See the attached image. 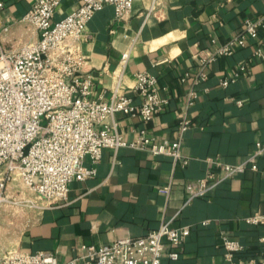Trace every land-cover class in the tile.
<instances>
[{"label": "crops", "instance_id": "1", "mask_svg": "<svg viewBox=\"0 0 264 264\" xmlns=\"http://www.w3.org/2000/svg\"><path fill=\"white\" fill-rule=\"evenodd\" d=\"M3 1L1 19L10 24L3 34L5 46L18 49L37 41V28L21 20L36 0ZM80 3L64 0L55 18L66 16ZM115 15L114 7L106 5L87 26L83 51L88 59L85 71L95 78L94 96L110 99L116 83L113 72L122 55L130 53L122 92L140 104L142 97L134 89L136 74L148 71L159 77V95L168 102L149 123L119 113L118 129L129 139L141 127L159 139H175L187 90L195 86L199 96L190 111L194 123L183 145L189 163L183 166L171 157L129 147L121 148L115 158L113 150L105 149L95 165V176L70 183L67 203L44 210L0 204V254L10 249L51 251L64 263L86 245L98 247L125 235H147L159 227L165 214L174 220V227L191 226V233L179 259L165 257L163 264H232L224 258V235L243 243L241 258H260L264 223L251 224L246 218L264 215V156L258 171L248 169L206 196L185 203L186 185L206 175L208 158L240 163L257 141H264L262 60L254 58L249 78L241 76L228 87L220 85L223 79L235 77L240 64L253 56V43L264 40V25L257 41L249 38L246 47L218 56L207 65L206 79L198 77L200 58L242 31L247 19L264 16V0H134L129 19L116 20ZM215 170L220 175L221 168ZM169 183L172 189L167 196L161 188ZM8 191L21 196L15 183L9 184Z\"/></svg>", "mask_w": 264, "mask_h": 264}, {"label": "built area", "instance_id": "2", "mask_svg": "<svg viewBox=\"0 0 264 264\" xmlns=\"http://www.w3.org/2000/svg\"><path fill=\"white\" fill-rule=\"evenodd\" d=\"M63 1L36 0L21 20L37 28L39 39L18 49H8L3 34L9 32L10 24L1 19L5 3L0 0V204H23L44 210L67 203L70 183L95 176V165L105 149L113 150L115 158L121 148L129 147L148 151L153 156L171 157L174 163L183 166L190 160L183 152V145L185 134L194 123L190 111L199 96L195 86L187 90L177 138L159 139L147 127H141L129 139L118 129L117 115L139 116L149 123L160 114L168 101L159 95V77L148 71L136 74L134 89L142 97L137 104L122 92L130 53L122 55L113 72L116 83L110 99L94 96V75L85 71L88 59L83 44L89 22L106 5L114 7L116 20L129 19L134 0H80L76 9L56 19ZM263 25L264 16L247 19L242 31L214 53L200 58L198 77L206 79L207 65L218 56H229L237 48L246 47L249 38L257 41ZM253 53L240 64L235 77L221 81L222 87H228L241 76L249 78L254 58L264 63V40L253 43ZM237 103L242 105L243 100ZM263 156L264 141H257L249 157L240 163H221L217 157L208 158L206 175L186 185L185 204L206 196L223 181L248 169L258 171ZM87 161L92 164L88 165ZM216 166L221 168L220 175H216ZM10 183L18 187L20 197L8 191ZM171 189L169 183L161 191L169 196ZM26 192L33 197H27ZM172 221L164 214L159 227L147 235H125L98 247L86 245L64 263L51 251L10 249L0 254V264H163L165 257L179 259L191 233V226L174 227ZM246 222L264 223V215L255 213ZM221 246L225 260L232 264H264V251L260 258L236 259L244 245L234 237L224 235Z\"/></svg>", "mask_w": 264, "mask_h": 264}, {"label": "trees", "instance_id": "3", "mask_svg": "<svg viewBox=\"0 0 264 264\" xmlns=\"http://www.w3.org/2000/svg\"><path fill=\"white\" fill-rule=\"evenodd\" d=\"M184 245H185V243H184ZM184 245H183V248H184ZM261 251H264V249H262ZM183 253V252H182ZM241 253L242 252H240L238 255H237V257H236V259H240L241 258ZM248 258H251L250 256H246L244 259H248ZM241 259H243V258H241Z\"/></svg>", "mask_w": 264, "mask_h": 264}]
</instances>
